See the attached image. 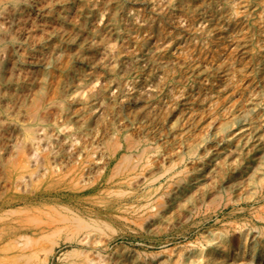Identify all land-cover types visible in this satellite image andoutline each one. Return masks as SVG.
<instances>
[{"label":"rangeland","instance_id":"1","mask_svg":"<svg viewBox=\"0 0 264 264\" xmlns=\"http://www.w3.org/2000/svg\"><path fill=\"white\" fill-rule=\"evenodd\" d=\"M0 264H264V0H0Z\"/></svg>","mask_w":264,"mask_h":264}]
</instances>
